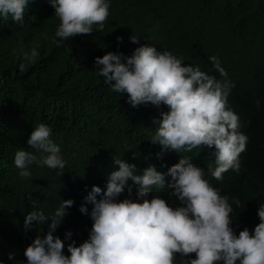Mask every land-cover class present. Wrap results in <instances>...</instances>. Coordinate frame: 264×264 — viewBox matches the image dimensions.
<instances>
[{"label": "trees", "instance_id": "obj_1", "mask_svg": "<svg viewBox=\"0 0 264 264\" xmlns=\"http://www.w3.org/2000/svg\"><path fill=\"white\" fill-rule=\"evenodd\" d=\"M54 15L49 0H32L23 24L11 17L0 19V259L14 264L8 253L15 252L14 260L23 264L26 246L38 231L47 232L46 225L36 222L30 231L24 230V215L33 202L47 214L63 199H74L57 234L63 238L71 229L78 244L87 239L92 222L83 221L72 196L83 185L85 195L94 184L105 188L114 156L135 162L138 172L149 164L166 172L178 162L174 150L157 156L161 146L150 141L167 105L132 106L127 94L114 92L96 69L97 56L109 51L131 55L145 44L142 39L150 41L152 33L149 43L158 50L172 51L183 57V63L189 61L219 80L234 83L227 107L238 114L240 130L249 140L240 154L239 171L229 169L221 180L208 178L222 195L238 197L240 206L264 198V0H111L103 26L93 25L92 33L59 45L54 37L60 21ZM150 25L157 27L153 30ZM133 34L138 43L129 39ZM33 46L39 56L25 62L22 52ZM212 56L226 76L213 66ZM41 122L51 127L65 169L61 174L34 163L29 166L31 176L21 177L14 154L20 148L32 150L27 140ZM181 155L206 171L216 167L214 146H199ZM154 193L170 204L180 203L165 189ZM127 195L126 190L120 198ZM233 206L232 226L237 234L241 225L236 224L247 220V228L254 229L258 222L251 214L239 213L240 206ZM189 255L195 258V253ZM181 259L178 254L177 261Z\"/></svg>", "mask_w": 264, "mask_h": 264}, {"label": "clouds", "instance_id": "obj_2", "mask_svg": "<svg viewBox=\"0 0 264 264\" xmlns=\"http://www.w3.org/2000/svg\"><path fill=\"white\" fill-rule=\"evenodd\" d=\"M31 2L0 0V19L11 17L15 23L23 24ZM49 2L60 21L54 37L58 45L73 36L92 33L93 25L103 26L111 4V0ZM156 27L148 26L153 30ZM153 36L154 33L150 41L142 39L140 42L145 44L131 55L109 51L97 56L96 69L114 92L127 94L132 106L167 105L168 110L162 111L156 121L158 126L150 141L161 146L157 156L174 150L179 154L178 162L166 172L158 171L154 164L138 172L135 162L114 156L105 188L94 184L85 195L83 185L72 196L77 198V212L83 221L89 223L90 218L92 222L88 238L79 244L71 229L65 231L63 238L57 234L74 199H63L47 214L33 202L32 209L24 215V230L30 231L36 222L37 226L46 225L47 232L38 231L26 246L27 259L23 264H264V198L240 206L238 197L222 195L208 178L221 180L229 169L239 171L240 154L249 140L240 130L238 114L227 107L234 83L219 80L189 61L183 63V57L172 51L158 50L151 44ZM129 39L139 41L134 34ZM22 54L25 62H32L39 51L33 46ZM210 60L226 76L217 57ZM24 66L21 63V71ZM27 144L31 151L20 148L14 154L21 177L31 176L29 166L34 163L61 170L62 174L66 161L48 124H37ZM199 146H214V169L209 167L206 171L191 157L181 155ZM154 189H165L167 196L178 198L180 203L170 204ZM126 190L129 195L121 199ZM233 205L240 206L239 213L251 214L258 222L254 229L247 228V220L236 224L241 225L237 234L232 226ZM192 253L195 258L189 255ZM15 255L9 252L8 260L17 264ZM0 264L6 262L0 259Z\"/></svg>", "mask_w": 264, "mask_h": 264}]
</instances>
